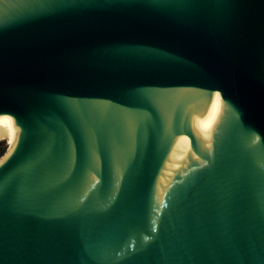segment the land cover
I'll use <instances>...</instances> for the list:
<instances>
[{"label": "water", "instance_id": "95a60500", "mask_svg": "<svg viewBox=\"0 0 264 264\" xmlns=\"http://www.w3.org/2000/svg\"><path fill=\"white\" fill-rule=\"evenodd\" d=\"M15 132L0 264H264V0H0Z\"/></svg>", "mask_w": 264, "mask_h": 264}, {"label": "rangeland", "instance_id": "374dc122", "mask_svg": "<svg viewBox=\"0 0 264 264\" xmlns=\"http://www.w3.org/2000/svg\"><path fill=\"white\" fill-rule=\"evenodd\" d=\"M3 146H5V151L7 150L8 146L10 145L9 139H2ZM4 151V152H5ZM3 152V153H4Z\"/></svg>", "mask_w": 264, "mask_h": 264}, {"label": "bare ground", "instance_id": "6f19581e", "mask_svg": "<svg viewBox=\"0 0 264 264\" xmlns=\"http://www.w3.org/2000/svg\"><path fill=\"white\" fill-rule=\"evenodd\" d=\"M15 136H16V132H15V133H13V134H11V137H10V138H8V139H9V142H10V144H12V143H13V141H14V139H15ZM2 139H5V138H2Z\"/></svg>", "mask_w": 264, "mask_h": 264}, {"label": "trees", "instance_id": "16d2710c", "mask_svg": "<svg viewBox=\"0 0 264 264\" xmlns=\"http://www.w3.org/2000/svg\"><path fill=\"white\" fill-rule=\"evenodd\" d=\"M4 151H5V146H3L2 141H0V156L3 154Z\"/></svg>", "mask_w": 264, "mask_h": 264}, {"label": "snow or ice", "instance_id": "6c2138e0", "mask_svg": "<svg viewBox=\"0 0 264 264\" xmlns=\"http://www.w3.org/2000/svg\"><path fill=\"white\" fill-rule=\"evenodd\" d=\"M5 119H7V118H5Z\"/></svg>", "mask_w": 264, "mask_h": 264}]
</instances>
